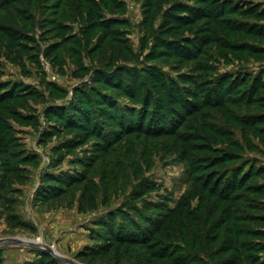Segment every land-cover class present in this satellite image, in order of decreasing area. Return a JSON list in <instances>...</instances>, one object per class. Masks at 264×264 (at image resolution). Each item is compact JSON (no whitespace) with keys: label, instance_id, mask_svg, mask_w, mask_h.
Listing matches in <instances>:
<instances>
[{"label":"trees","instance_id":"1","mask_svg":"<svg viewBox=\"0 0 264 264\" xmlns=\"http://www.w3.org/2000/svg\"><path fill=\"white\" fill-rule=\"evenodd\" d=\"M190 2L196 5L177 2L169 7L166 25L155 37L154 49L144 61L171 58L179 62V67L191 64L188 66L191 74L186 78L181 75L173 78L159 65L138 69L140 62L131 54L120 30L125 21H120L116 14L121 10L124 13L122 0H0V57L7 51L9 56H15L14 61H21L25 46L18 43L24 41L36 45L32 56L35 60L42 53L36 33L47 26L52 28L42 37L61 39L44 53L46 57L53 53L54 61L64 62L66 55L80 51L95 53L98 49L99 68L94 72L104 80L96 83L102 82L116 93L107 94L86 85L78 92L108 111L99 138L110 142L116 138L112 129L120 127L119 139L123 144L131 141H126V137L148 138L152 152L162 150L167 156H179L187 162L184 183L188 189L175 206L150 204L151 208L144 207L154 211L150 216L136 205L112 211L107 224L111 232L108 244L115 242V246L128 249L140 247L146 259L144 264H264L251 254L263 252L264 248L247 240L264 238V231L245 226L264 225V204H261L264 201H258L264 194V180L252 183V179L264 176V165L255 168L257 161L250 158L236 165L246 151L258 150L254 139L259 138L264 146V79L262 74L251 80L250 75L243 74L237 75L238 79L227 75L214 78L211 64L214 50L230 51L227 41L231 37L238 40L235 45H242L237 50L233 46L232 52L247 51L243 48L250 42L240 40L241 33L264 37V24L258 22L264 20V10L260 11L253 0ZM160 6L161 0H146L145 18L153 21ZM40 12L45 20L36 18ZM78 19L88 21L82 39L67 34L73 31L71 25L78 23ZM185 32L191 36H185ZM94 39L97 42L92 44ZM260 49L263 50L260 55L264 56V46ZM120 62L123 64L119 65ZM115 74L123 75L122 81L110 80ZM187 83L191 86H186ZM13 87L8 90V86H0V173L9 185L24 182L21 180L26 170L21 165L30 162L16 138L13 121L33 120L22 115L25 96L12 92ZM123 98L132 102L133 109L119 102ZM112 111L118 114H110ZM157 111H161L159 120L152 122ZM89 113L82 120L92 122L91 116L96 113ZM114 117L118 126L109 125ZM51 177L50 183L65 185L58 182V177ZM87 249L90 253H80L78 259L89 258L88 264H106L97 263L93 249ZM113 249L114 246H109L108 253L116 254ZM39 255L46 264H60L44 251ZM2 260L0 250V264Z\"/></svg>","mask_w":264,"mask_h":264},{"label":"rangeland","instance_id":"2","mask_svg":"<svg viewBox=\"0 0 264 264\" xmlns=\"http://www.w3.org/2000/svg\"><path fill=\"white\" fill-rule=\"evenodd\" d=\"M145 1L122 0L124 13L122 10L116 12L118 19L125 21V26H121L120 30L124 33V42L127 43L131 54L140 62L138 69H151L159 65L173 78H178L179 75L188 77L191 74V68L188 66L191 64H181L179 67V62L171 58L166 61H144L154 49L155 37L166 25L165 18L169 7L177 2L188 6L196 3L190 0H161L156 17L153 21H148L145 18ZM242 1L246 3L250 0ZM253 3L259 6L257 8L260 11L264 10V0H253ZM43 13L48 15L45 11ZM40 14L42 15L40 12L36 16L38 21L44 19ZM238 20L243 19L238 17ZM78 21L71 25L73 31L67 34L82 39L83 29L88 27V21ZM258 22L264 24V20ZM51 28L47 26L38 29L36 40L42 48V53H35L38 55L35 60L32 56L36 45L24 41L18 43L25 46L21 61H14L15 56H9L7 51L0 57V86H8V90L9 86H15L12 92L25 96L26 107L21 110L22 115L33 119L31 122L13 121L17 131L16 138L21 150L28 154L30 162L21 165L26 170L23 172L22 183L18 181L9 185L2 180L0 173V186L3 183V189L0 190V238L22 237L36 240L81 264H88L90 261L84 257L78 259L80 253H90L87 248L93 249L91 251L97 263L101 261L106 264H144L146 259L140 247L128 249L115 246V242L108 244L111 237L107 225L108 216L114 210L135 205L141 207L142 212L148 216L154 211L144 207L151 208L150 204L174 207L188 189L184 183L187 162L182 161L179 156H167V152L162 150L152 152V142H149L148 138L137 139V135L126 137V141H131H128V145L123 144L119 139L122 132L120 127L112 129L115 139L110 142H107L108 139H100L99 134L103 130L101 126H105L108 111L105 106L101 107L92 100L88 101L83 92H78L86 85L90 88H100L107 94L116 93L102 82L96 83L97 80H104L102 75L94 72V69L99 68L96 67L99 50L96 49L95 53L80 51L76 55H66L64 62L54 61L53 53L49 55L51 57H46L44 53L48 46L60 42L61 39H52L51 35L42 37L44 32ZM185 33L186 36L188 33ZM238 37L250 42L243 48L247 51L232 52L233 46L236 47L235 50L241 49L238 46H242L235 45L234 42L238 40L233 37L227 41L230 51L220 49L218 53L214 50L211 61L215 69L214 78L227 75L238 79L240 77L237 75L243 74L247 77L250 75L251 80L262 74L264 79V56L260 55L264 37H247L245 32ZM96 42L94 39L92 44ZM75 50L77 52V49ZM220 54L224 56H219ZM130 63L127 64L131 65ZM113 76L110 80L117 83L123 77L121 74ZM186 86L191 85L187 83ZM90 88L88 92L95 97ZM119 102L133 109L128 98ZM160 112L157 111V117L152 122H158ZM85 113H96V117L91 116L94 119L92 122L90 119L82 120ZM112 113L118 114L114 111L110 112ZM75 114H78V117L74 116ZM97 117L100 118L99 122L95 121ZM115 118L109 121V125H119ZM254 142L258 145V150L246 151L236 165L244 158L257 161L255 168L264 165V146L259 138L254 139ZM146 159H149V163H145ZM51 176L58 177V182L65 185H56L53 181L50 183L49 180L53 179ZM262 180L264 176L252 179V183ZM47 184L52 187H47ZM258 201H264V194ZM262 208L264 210L263 205ZM262 214L264 215V211ZM245 226L264 231V225L261 223ZM247 240L264 248V238ZM109 246H114L116 254L115 251L108 253ZM0 250L3 264L46 262L45 258L39 255L42 250L20 246L2 247ZM251 254L256 259L261 258V263H264V251Z\"/></svg>","mask_w":264,"mask_h":264},{"label":"water","instance_id":"3","mask_svg":"<svg viewBox=\"0 0 264 264\" xmlns=\"http://www.w3.org/2000/svg\"><path fill=\"white\" fill-rule=\"evenodd\" d=\"M8 246H20V247H27V248L42 250L50 254L53 258H55L56 260H58L59 262L63 264H81V263L76 262L73 259L63 256L62 254L54 250L51 246L45 243L32 240V239H28V238H22V237L0 238V248L8 247Z\"/></svg>","mask_w":264,"mask_h":264}]
</instances>
